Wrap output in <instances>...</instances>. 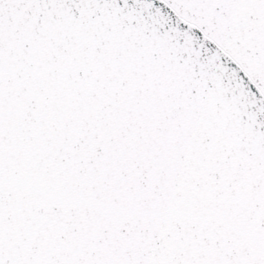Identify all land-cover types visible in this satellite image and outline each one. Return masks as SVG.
Instances as JSON below:
<instances>
[{
    "label": "snow or ice",
    "instance_id": "snow-or-ice-1",
    "mask_svg": "<svg viewBox=\"0 0 264 264\" xmlns=\"http://www.w3.org/2000/svg\"><path fill=\"white\" fill-rule=\"evenodd\" d=\"M0 264H264V0H0Z\"/></svg>",
    "mask_w": 264,
    "mask_h": 264
}]
</instances>
